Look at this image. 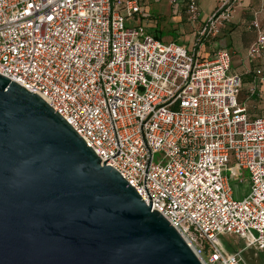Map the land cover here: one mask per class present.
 <instances>
[{
  "label": "built area",
  "instance_id": "1",
  "mask_svg": "<svg viewBox=\"0 0 264 264\" xmlns=\"http://www.w3.org/2000/svg\"><path fill=\"white\" fill-rule=\"evenodd\" d=\"M239 1L218 0L188 47L144 25L141 0H0V74L56 110L202 264H248L225 234L264 250V115L239 101L230 50L198 48ZM252 24L257 57L264 27ZM230 178L250 182L241 199Z\"/></svg>",
  "mask_w": 264,
  "mask_h": 264
},
{
  "label": "water",
  "instance_id": "2",
  "mask_svg": "<svg viewBox=\"0 0 264 264\" xmlns=\"http://www.w3.org/2000/svg\"><path fill=\"white\" fill-rule=\"evenodd\" d=\"M0 264H202L42 97L0 74Z\"/></svg>",
  "mask_w": 264,
  "mask_h": 264
},
{
  "label": "crops",
  "instance_id": "3",
  "mask_svg": "<svg viewBox=\"0 0 264 264\" xmlns=\"http://www.w3.org/2000/svg\"><path fill=\"white\" fill-rule=\"evenodd\" d=\"M188 2L189 0H168L167 7L162 12L154 11L155 6L150 7V10L159 18L153 30L160 37L164 29L168 32L175 31L178 34L175 39L191 32L192 41L180 42L191 47L199 26L214 10L218 0H196V16L190 15ZM254 18L264 27V0H240L230 18L219 24L218 31L205 37L198 45L201 54L206 57L218 47L230 50L231 71L242 80L238 98L246 104L251 117L264 115V81L260 82L254 73L258 67L264 71V51L257 57H250L247 53L248 47L257 38V30L252 24Z\"/></svg>",
  "mask_w": 264,
  "mask_h": 264
},
{
  "label": "rangeland",
  "instance_id": "4",
  "mask_svg": "<svg viewBox=\"0 0 264 264\" xmlns=\"http://www.w3.org/2000/svg\"><path fill=\"white\" fill-rule=\"evenodd\" d=\"M142 2V8H143V13L144 16H149L148 19H145V17H142L141 21L144 25L150 26L152 29H154L155 25V20H159L157 18L158 16L154 15L152 11L150 10V7L155 6L154 11H160L162 12L168 4V0H141ZM126 25L132 24V20H126L125 22ZM193 33L188 32L186 36H181L179 39H175V37H178V34L172 30V32H168L167 29H164L162 31V36L161 39L163 41L168 40V39H175L177 42H182V41H190L192 39ZM183 38L185 40H183ZM192 41V40H191ZM159 156V153L154 155V158ZM231 164V162L229 163ZM228 174V172H226ZM247 172L244 173V176L247 177ZM230 186L233 191V197L236 199H241L244 197L248 192L250 188V182L249 181H239V180H234L232 178L229 179ZM220 239L224 246L229 250V251H236L240 250L241 251V256L243 259L248 263V264H264V250H258L252 247H245V243L243 239L239 238L238 236H235L233 234H225L221 235Z\"/></svg>",
  "mask_w": 264,
  "mask_h": 264
},
{
  "label": "trees",
  "instance_id": "5",
  "mask_svg": "<svg viewBox=\"0 0 264 264\" xmlns=\"http://www.w3.org/2000/svg\"><path fill=\"white\" fill-rule=\"evenodd\" d=\"M155 25H157V21L155 20Z\"/></svg>",
  "mask_w": 264,
  "mask_h": 264
}]
</instances>
